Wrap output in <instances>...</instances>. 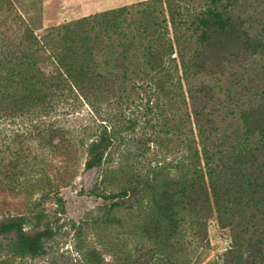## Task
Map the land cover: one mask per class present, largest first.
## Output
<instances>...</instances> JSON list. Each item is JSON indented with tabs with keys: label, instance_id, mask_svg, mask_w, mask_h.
Wrapping results in <instances>:
<instances>
[{
	"label": "trees",
	"instance_id": "1",
	"mask_svg": "<svg viewBox=\"0 0 264 264\" xmlns=\"http://www.w3.org/2000/svg\"><path fill=\"white\" fill-rule=\"evenodd\" d=\"M237 1L203 0L202 10L181 20L177 0H148L36 34L16 16L11 0H0V119L34 112L72 87L91 91L95 103L117 106L131 100L137 90L148 98L139 117L155 132L146 141L166 142L168 147L174 141L181 148L184 161L177 164L176 176L153 172L130 179L117 193H107L103 181L107 154L122 132L135 130L138 117L129 119L121 113L119 132L101 124L85 144L81 192L110 203L100 209L106 223L115 221L121 209H132V199L148 200L140 231L166 257L165 264H175L168 251L182 238L188 217L197 233L212 218L236 231L230 249L207 264H264V190L255 174L264 151V98L241 110L237 128L227 133L221 131L214 111L195 108L197 92L189 88L191 114L184 92V82L189 85L199 76L203 61L227 46L230 37L237 48L251 54L264 49L258 36L251 37L231 17L230 7ZM94 23L102 40L96 56L95 39L89 35ZM41 66H51V72L45 74ZM72 151L67 148L66 154ZM8 166V180L17 181L16 163ZM45 199L42 196L40 202ZM57 203L63 206L62 199ZM53 236L42 209L28 216L1 214L0 264L9 255L43 256L45 243ZM86 257L89 264H107L94 251L86 252Z\"/></svg>",
	"mask_w": 264,
	"mask_h": 264
},
{
	"label": "rangeland",
	"instance_id": "2",
	"mask_svg": "<svg viewBox=\"0 0 264 264\" xmlns=\"http://www.w3.org/2000/svg\"><path fill=\"white\" fill-rule=\"evenodd\" d=\"M11 1L16 16L22 18L24 25L36 34H42L52 27L148 0H98V13L90 14L88 9L93 10V0H84L85 11L74 10V0H64L60 7L55 6L56 0ZM177 1L181 20L203 7V0ZM162 8L166 10L165 4ZM139 9L141 7L132 12ZM230 10L236 24L242 23V30L251 37L258 36L264 45V0H238ZM99 30L97 24L89 30L90 39H95L94 56L98 52V43H102L98 40ZM116 51L120 52V49ZM215 51L203 61L201 74L191 79L189 85L184 82L185 98L192 114L188 90L191 88L192 92H197L193 103L195 108L214 111L216 122L222 126L221 131L229 133L237 128L240 111L250 103L257 104L258 98L259 101L264 98V49L257 54L240 50L232 36L227 46ZM41 67L45 74L51 72V66ZM89 92L72 87L34 112L0 119V215L28 216L42 209L49 216L54 231L53 238L45 243L43 256L20 259L9 255L3 257L5 264H89L86 252L90 251L96 255L99 253L107 264L123 263L124 259V264L126 261L130 264L166 263V257L156 252V245L140 231L149 208L148 200H140L142 204L132 199L129 203L132 209H121L114 215L115 221L106 223L100 209L110 203L81 192L85 144L101 124L119 132L121 113L129 119L138 117L135 130L122 132V139H118L107 154L103 177L107 193H117L130 179L151 176L153 172L164 174V177L167 174L176 176L180 172L176 166L184 161V154L174 141L169 147L163 145L166 142L146 141L148 136L154 137L155 132L146 127L143 117H139L144 113L148 99L141 92L139 95L136 90L130 94L131 100L121 106L111 102L95 103ZM70 147L74 151L66 154ZM9 163L17 165L18 169L14 171L18 172V182L7 178ZM255 174L261 190H264V151L259 156ZM95 186H98V180L93 184ZM42 196H46L44 202H40ZM59 198L62 207L57 203ZM196 230L188 217L182 228V238L168 251L175 264L213 262L230 249L233 235H237L231 228L220 225L216 218L207 221L205 230L198 233Z\"/></svg>",
	"mask_w": 264,
	"mask_h": 264
},
{
	"label": "crops",
	"instance_id": "3",
	"mask_svg": "<svg viewBox=\"0 0 264 264\" xmlns=\"http://www.w3.org/2000/svg\"><path fill=\"white\" fill-rule=\"evenodd\" d=\"M59 1H60L61 4L58 2V0H56L55 6L60 7L62 5V2H65L64 0H59ZM71 1H73V0H71ZM74 1H75V4H74L75 7H73L74 10L78 11V9H83L85 11V9H86V2L85 1H88V0H85V1L84 0H74ZM80 3H81V6H79ZM49 4L51 5V1L49 2ZM92 5H93V10H91V9L89 10L88 9V14H90V13H98V7H100V6H98V0H93V4Z\"/></svg>",
	"mask_w": 264,
	"mask_h": 264
}]
</instances>
